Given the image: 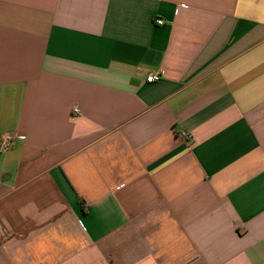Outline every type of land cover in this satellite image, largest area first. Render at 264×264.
I'll return each instance as SVG.
<instances>
[{"label":"crops","instance_id":"0c3cea01","mask_svg":"<svg viewBox=\"0 0 264 264\" xmlns=\"http://www.w3.org/2000/svg\"><path fill=\"white\" fill-rule=\"evenodd\" d=\"M9 134L0 264H264V0H0Z\"/></svg>","mask_w":264,"mask_h":264},{"label":"built area","instance_id":"2783aa9c","mask_svg":"<svg viewBox=\"0 0 264 264\" xmlns=\"http://www.w3.org/2000/svg\"><path fill=\"white\" fill-rule=\"evenodd\" d=\"M158 24L159 25H162L163 22L162 21H158ZM161 79L160 76L158 75H151L147 78V82L149 83H154V82H157ZM74 114L75 115H78L79 114V109H74ZM181 138H188L187 134L183 133L181 134ZM17 139H20V140H24L25 137L24 136H21V135H14V134H9V135H5L4 137H2L0 139V151L1 152H6L8 151L11 146L13 145L14 141L17 140Z\"/></svg>","mask_w":264,"mask_h":264}]
</instances>
